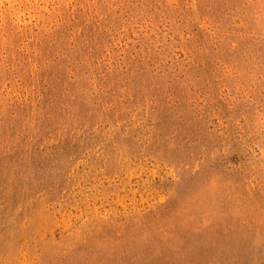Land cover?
Segmentation results:
<instances>
[{
	"label": "rangeland",
	"instance_id": "374dc122",
	"mask_svg": "<svg viewBox=\"0 0 264 264\" xmlns=\"http://www.w3.org/2000/svg\"><path fill=\"white\" fill-rule=\"evenodd\" d=\"M0 264H264V0H0Z\"/></svg>",
	"mask_w": 264,
	"mask_h": 264
}]
</instances>
